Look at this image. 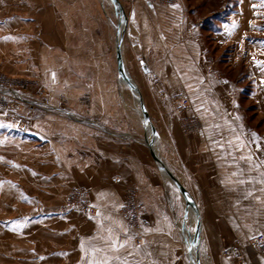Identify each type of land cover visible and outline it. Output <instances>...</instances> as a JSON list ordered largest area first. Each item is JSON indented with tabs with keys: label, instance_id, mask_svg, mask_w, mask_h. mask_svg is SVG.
<instances>
[{
	"label": "crops",
	"instance_id": "crops-1",
	"mask_svg": "<svg viewBox=\"0 0 264 264\" xmlns=\"http://www.w3.org/2000/svg\"><path fill=\"white\" fill-rule=\"evenodd\" d=\"M119 2L137 92L119 77L158 136L148 126L143 137L121 108L105 0H0V71L36 75L40 38L52 89L78 118L33 117L35 141H20L51 161L19 153L13 186L0 176V264H264L250 244L264 235V0ZM178 94L190 100L184 115L173 111ZM128 189L135 226L122 215ZM233 246L241 260L223 256Z\"/></svg>",
	"mask_w": 264,
	"mask_h": 264
},
{
	"label": "rangeland",
	"instance_id": "rangeland-1",
	"mask_svg": "<svg viewBox=\"0 0 264 264\" xmlns=\"http://www.w3.org/2000/svg\"><path fill=\"white\" fill-rule=\"evenodd\" d=\"M105 1H106L107 11L106 13L105 11H102V16L107 26L106 30L108 36L110 33L109 25L113 33L112 35L113 42H111L110 38L108 39L107 52L110 53V55L112 56V58H114V60H117V69L119 70L118 58L116 57L117 30H118L117 33L118 38L121 37V40L122 38L124 40V36L126 38L125 45L124 42L122 41L121 47L122 48L124 47L125 54L129 56L128 60L132 59L131 57L135 52L131 47V38L129 34L125 35L127 27L126 25H124L123 22H120V14H121L120 10H118L117 6L111 0H105ZM111 8H113L112 11ZM106 14H107L108 22H106ZM126 24L128 23L126 22ZM115 25H117V27ZM88 45L92 46V44H88ZM36 47L38 48V58L35 61L37 66L39 67L36 75L32 73V75L30 74L29 76L28 74H26L27 71L24 68L21 69V73L17 76L10 75L8 73H3L2 71H0V116L5 118V121L3 122L6 126V130L11 131V135H9L10 134L9 132L7 133L4 143L1 142V138H0V176L5 171L7 186L9 187L13 186L12 181L14 178V174L16 173L13 164L15 161H17L19 153L22 154V162L45 163L47 161H51L49 160L51 157H47L45 152H42L41 155L31 154L32 149L30 146L32 145L29 144L24 145L20 141V140L22 141L26 140L30 143L35 141L33 140L32 137H30L31 135L29 134L32 129L33 117L52 116L54 118L65 119L74 123H77V119H78L75 112L72 111L73 109L72 108L70 109L68 107L66 100L61 98L60 92L54 91L57 87H53L52 89V82L50 79L51 77H48L47 76L48 74H45V69L46 68L48 69L47 63L49 60H47L48 58H46V53H45V58L43 57L44 52L46 50H45V44L41 42L40 38L35 43V48ZM26 62L27 60L22 59V67L27 65ZM129 65H130V61H129ZM41 66L43 68V71L41 69ZM33 68L35 67L33 66ZM66 78L67 76L66 77L63 76V79ZM133 80L136 82L135 76L133 77ZM117 82L120 88L119 91L121 93L122 110L126 113L128 120L134 124V127H136L139 133L143 137H145L144 133L145 131L148 132V129L147 128L145 129L143 127L139 114L135 110V101L133 100L131 93L128 92L127 85L122 84L123 82L120 80L119 74H117ZM13 104H19L21 108L18 110L17 108L12 106ZM130 106L134 107V109L131 108L133 114L129 113L128 111V108ZM20 123L28 124V129L26 131L17 130V126ZM7 125H14V126L8 127ZM153 133L155 136L156 135L158 136L154 128H153ZM34 151L36 152L35 149ZM53 161H57V160H53ZM29 173L30 172H28V174ZM7 198L10 197L7 196ZM6 206H7V210L10 206L13 208V204L7 203ZM41 208L42 206L39 205L37 206L36 210L41 211ZM80 208L85 210L87 213H89L92 209H94L93 206L87 204L81 205ZM195 232L197 235V230H195Z\"/></svg>",
	"mask_w": 264,
	"mask_h": 264
},
{
	"label": "built area",
	"instance_id": "built-area-1",
	"mask_svg": "<svg viewBox=\"0 0 264 264\" xmlns=\"http://www.w3.org/2000/svg\"><path fill=\"white\" fill-rule=\"evenodd\" d=\"M198 27H201V23L198 24ZM175 106L173 108V111L176 114L184 115L186 114L190 109V100L183 94H178L173 98ZM13 107L17 108L18 110L21 108L19 104H13ZM197 124L195 122H190L189 120L185 121V128L186 130H194L196 128ZM28 129V124L20 123L17 126V130L20 131H26ZM125 198L126 202L122 209V215L126 219V221L130 225H137L139 221L140 216V203L138 200L137 193L135 190L128 189L125 191ZM92 214H95L96 209H92L90 211ZM137 243H141L142 237L136 238ZM251 246L257 250L261 255L264 256V235L259 234L255 237H253L250 240ZM223 256L225 258H231V259H237L241 260L243 258L242 251L239 247L233 246L229 247L223 250Z\"/></svg>",
	"mask_w": 264,
	"mask_h": 264
},
{
	"label": "water",
	"instance_id": "water-1",
	"mask_svg": "<svg viewBox=\"0 0 264 264\" xmlns=\"http://www.w3.org/2000/svg\"><path fill=\"white\" fill-rule=\"evenodd\" d=\"M114 3H118L120 6H121V9H122V13H123V16H124V22H125V25H126V22H127V19H126V15H125V11L122 7V5L120 4L119 0H112ZM118 58V57H117ZM118 64H119V60H118ZM121 66H122V70H123V74H124V77H125V80L127 82V84L129 85V87L131 88L132 90V86H133V81L131 79V76L129 75V72L127 70V67H126V64H125V61H124V57H123V51L121 50ZM119 69H120V65H119ZM133 93V91H132ZM136 106V105H135ZM144 108V106H143ZM138 112V111H137ZM144 117L139 114V117L141 119V123L143 125V127L146 129L148 126L151 128L152 125H150V121H149V115L148 113L146 114V112L144 111ZM153 133V132H152ZM148 147L149 149L151 150V154L155 155L154 154V137L148 142ZM156 158V156H155ZM172 176V175H171ZM173 177V176H172ZM175 178V177H174ZM176 180V179H175ZM177 184L181 187V189L185 192H187V190L176 180ZM188 202H189V205L192 206L194 205V202L193 200H189L188 199ZM201 232V228H200V219L198 220V226H197V235L194 236V242L195 244L198 246L199 245V234ZM196 264H199V261H198V258H196Z\"/></svg>",
	"mask_w": 264,
	"mask_h": 264
},
{
	"label": "bare ground",
	"instance_id": "bare-ground-1",
	"mask_svg": "<svg viewBox=\"0 0 264 264\" xmlns=\"http://www.w3.org/2000/svg\"><path fill=\"white\" fill-rule=\"evenodd\" d=\"M118 4V3H117ZM118 6L120 7V10H121V14H122V16H123V13H122V9H121V6L118 4ZM117 57H118V60H119V65H120V69L118 70V72H119V76L126 82V80H125V77H124V74H123V70H122V66H121V37H119L118 38V42H117ZM127 83V82H126ZM129 86V85H128ZM131 89V88H130ZM132 91L133 92H137V90H136V87L134 86V84H133V86H132ZM141 108H142V113H143V116H145L144 115V111H145V109L143 108V106H141ZM146 112V111H145ZM146 114H147V112H146ZM152 132H153V128H152ZM153 135H154V133H153ZM155 136V135H154ZM182 190V189H181ZM183 191V190H182ZM183 193L185 194V196L187 197V193L185 192V191H183ZM188 199V198H187ZM193 206H195V205H193Z\"/></svg>",
	"mask_w": 264,
	"mask_h": 264
},
{
	"label": "snow or ice",
	"instance_id": "snow-or-ice-1",
	"mask_svg": "<svg viewBox=\"0 0 264 264\" xmlns=\"http://www.w3.org/2000/svg\"><path fill=\"white\" fill-rule=\"evenodd\" d=\"M174 7H178V5H174ZM258 63H261V64H264V62H258ZM53 77H55V73H53ZM239 119V117H237ZM8 127H13L14 125H7ZM0 127H5V125L3 124H0ZM256 134L253 133V136H255ZM261 183H264V180L261 181ZM251 194V193H250ZM20 225L17 224V227H19ZM111 231V230H109ZM120 247H123V245H120ZM100 264H107L106 261H101Z\"/></svg>",
	"mask_w": 264,
	"mask_h": 264
}]
</instances>
